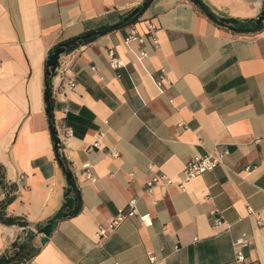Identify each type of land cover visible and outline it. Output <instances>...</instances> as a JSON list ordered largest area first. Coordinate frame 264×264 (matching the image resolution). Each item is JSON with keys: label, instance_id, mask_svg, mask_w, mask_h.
I'll list each match as a JSON object with an SVG mask.
<instances>
[{"label": "crops", "instance_id": "0c3cea01", "mask_svg": "<svg viewBox=\"0 0 264 264\" xmlns=\"http://www.w3.org/2000/svg\"><path fill=\"white\" fill-rule=\"evenodd\" d=\"M197 1L216 20L252 23L264 10V0ZM145 2L0 0V259L264 264V23L254 32L219 25L193 0H152L123 23ZM132 30L142 44L125 42ZM59 46L47 114L46 60ZM110 51L122 67L111 68ZM224 151L183 191H146L153 177L177 184L194 156ZM131 201L137 214L98 237ZM59 213L41 244L40 229ZM146 214L150 227L139 220ZM215 218L224 225L214 228ZM243 236L236 263L233 242Z\"/></svg>", "mask_w": 264, "mask_h": 264}, {"label": "built area", "instance_id": "2783aa9c", "mask_svg": "<svg viewBox=\"0 0 264 264\" xmlns=\"http://www.w3.org/2000/svg\"><path fill=\"white\" fill-rule=\"evenodd\" d=\"M147 31L148 34L150 35L152 41L156 44V38H155V27L151 24L147 26ZM130 41H137L139 44H142V39L138 37V34L135 30L130 31L128 36L125 39V42H130ZM141 56L144 57V53H141ZM109 59H110V66L113 69H118L122 67V64L118 62L117 59L114 58V55L112 51L109 52ZM163 77H160V82L157 83V86L160 87V83L162 81ZM66 86L69 89H72L74 87V82L73 81H68ZM95 148L98 147V141H96ZM228 155L226 151L221 152L217 155H205V156H194L187 164L185 169L181 173V181L177 184H175L171 179H169L166 176H156L153 177L149 182L146 183V191L151 192L152 189H154L157 186H173L176 185L178 189L181 191L184 190L183 184L191 179H194L196 177H199L205 173H208L215 169L217 166H219L223 159ZM245 171H249V167L245 168ZM83 176L85 177L86 180L93 181V177L90 175V173L86 170L83 172ZM247 211L249 214H253L252 210L250 207L247 205ZM136 213V201H131L128 204V209L127 212L124 213L120 211L115 220L112 221L108 225V229H99L97 236L100 238L105 237L107 234V231H114L124 220L135 216ZM211 215H214V213H211ZM140 222L144 227H150L151 226V218L150 215H142L139 217ZM213 227L214 228H220L224 225L223 221L219 218H215L213 220ZM258 224H260V221H258ZM230 229L229 226H226L224 228V231H228ZM249 245L248 240L246 237H241L238 240H235L233 242V249H234V259L236 263H241L244 260V255H243V249L246 248ZM150 263H155V257L151 256L150 257ZM255 264V263H254Z\"/></svg>", "mask_w": 264, "mask_h": 264}, {"label": "water", "instance_id": "95a60500", "mask_svg": "<svg viewBox=\"0 0 264 264\" xmlns=\"http://www.w3.org/2000/svg\"><path fill=\"white\" fill-rule=\"evenodd\" d=\"M193 3L196 6H198L202 11L206 10V8L199 1L193 0ZM146 7H147V4L144 3L140 7L134 9L123 20V23L131 22L132 20L137 18V16L139 14H141ZM219 22L225 26H232L233 29H236L238 27V22L231 20V19H219ZM263 23H264V10L262 11L260 16L254 21V23L250 26V28L247 31H252L255 28H260V27H262ZM65 49H66V46H59V47L55 48L47 56V60H46V75L47 76L53 77L55 75V70L57 68L58 59L62 54H64ZM44 96H45V103H46V113L49 114L51 111V106H50V102H49V94L47 92H45ZM53 133H54V137H55L54 146H55V148H58V146L60 145V141L57 138V135H56L54 130H53ZM56 157H57V161H58L60 167L62 168V170L65 173L67 184H68L67 194L69 195L71 193L73 187H74L72 175L67 169H65V166L63 165V162H64L63 156L61 154L57 153ZM66 203H67V205H65V208H69L70 207L69 203H71V201L67 200ZM65 216L66 215H64L63 213H59V214L55 215V217H53L51 220H49L47 222V224L42 229H40L39 235L43 236L41 239V244H44L46 242V240L49 238V236L51 235V233L55 227L56 222L61 220ZM20 264H22V263H20Z\"/></svg>", "mask_w": 264, "mask_h": 264}, {"label": "trees", "instance_id": "16d2710c", "mask_svg": "<svg viewBox=\"0 0 264 264\" xmlns=\"http://www.w3.org/2000/svg\"><path fill=\"white\" fill-rule=\"evenodd\" d=\"M152 0H146V4L148 5L150 2H151ZM208 16H209V18L213 21V22H215V23H217V24H219V25H222L220 22H219V19L218 20H216L215 18H213L211 15H210V13L207 11V10H205L204 11ZM254 22H252V23H247V22H238V27L235 29V30H239V31H241V32H245V31H247L249 28H250V26L253 24ZM260 28H255V29H253L252 31H250V32H254V31H258ZM49 76H47L46 75V92L49 94V92H48V86H49ZM53 138V137H52ZM53 140H54V138H53ZM55 151H56V154L58 153V148H55ZM63 165L65 166V169H66V163H65V161L63 162ZM18 249V248H17ZM26 260H28V259H26V258H22V253H20V252H15L12 256H10V257H8V256H5V257H2L1 259H0V264H19V263H23L24 261H26Z\"/></svg>", "mask_w": 264, "mask_h": 264}]
</instances>
